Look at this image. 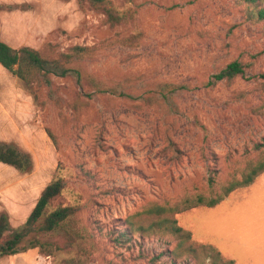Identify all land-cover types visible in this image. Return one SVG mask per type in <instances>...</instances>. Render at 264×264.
I'll return each mask as SVG.
<instances>
[{
	"label": "rangeland",
	"instance_id": "rangeland-1",
	"mask_svg": "<svg viewBox=\"0 0 264 264\" xmlns=\"http://www.w3.org/2000/svg\"><path fill=\"white\" fill-rule=\"evenodd\" d=\"M0 6L2 40L48 59L88 46L81 67L113 90L94 93L88 82L81 87L54 77L63 99L53 101L45 87L34 89L35 99L0 67V142L17 144L33 159L26 173L0 162V212L10 222L5 237L24 224L57 176L67 188L53 207L80 204L87 235L70 248L60 234H45L43 241L60 245L51 255L36 247L0 257V264H215L205 246L223 262L264 264V173L214 206L174 213L189 239L153 226L158 216L146 213L154 204L217 195L264 160V18L255 5L134 0L122 7L135 9V18L115 27L82 0H0ZM236 58L249 64L244 76L205 85ZM162 83L189 86L174 97V108L152 96ZM132 228L131 242L116 241Z\"/></svg>",
	"mask_w": 264,
	"mask_h": 264
},
{
	"label": "trees",
	"instance_id": "trees-1",
	"mask_svg": "<svg viewBox=\"0 0 264 264\" xmlns=\"http://www.w3.org/2000/svg\"><path fill=\"white\" fill-rule=\"evenodd\" d=\"M82 1H86L91 7L102 11L106 16V23L112 27L128 24L135 18V9L133 10L131 6L122 7L123 4L131 3L134 0ZM244 1L249 5H255L261 18H264V6L260 7L261 0ZM90 51V47L77 44L69 47L66 52H60L58 57L48 59L32 46L25 45L15 48L0 38V64L17 77L25 87L33 91L35 99H37V94L34 89L45 87L48 97L57 103L63 98L59 95L54 77H69L81 87H84L85 83L88 82L91 88L95 90L94 93L113 91L111 88H103L81 67V63L88 57ZM248 66V63L236 58L215 72L205 85L214 87L222 81L232 82L236 78L244 76ZM260 76L264 78V72ZM157 89L158 91L152 94L153 98L157 102L167 104L168 108H174V97L189 89V86L187 84L162 83ZM89 94L91 95V93ZM121 94L125 95L124 92H121ZM49 136L53 138L50 133ZM0 162L8 163V165L13 166L22 173L29 172L33 168L31 154L15 143L0 142ZM262 173H264V160L251 165L241 179L230 181L229 184L224 186L223 191L217 195L198 194L195 197H187L182 205L154 204L147 209L146 213L158 216V220L154 221L153 226L164 229L165 233L178 235L183 240L189 239L191 233L178 225L177 220L173 217L174 213L200 204L214 206L233 190L250 185ZM66 188L65 178L62 176L55 177L43 189L44 191H42L24 224L7 237H5V231L10 228L9 215L6 211L0 212V256L16 255L36 247H39L43 253L51 255L54 252L52 248L59 249L60 245L58 242L43 241L42 238L45 234H60L65 238L66 245H69L70 248L78 244L80 242H77L78 240L87 238L86 229L80 227L79 215L82 209L80 204L68 203L53 207L54 199L62 195ZM133 231H135L133 228L121 230V233L116 236V241L119 243L131 242ZM205 248L209 249L211 257L215 258V264L219 262L221 264H234L233 260L223 262L220 252L212 246H205ZM161 256L162 254H158L156 258H161ZM66 264H68V261ZM160 264L178 263L172 261Z\"/></svg>",
	"mask_w": 264,
	"mask_h": 264
},
{
	"label": "crops",
	"instance_id": "crops-1",
	"mask_svg": "<svg viewBox=\"0 0 264 264\" xmlns=\"http://www.w3.org/2000/svg\"><path fill=\"white\" fill-rule=\"evenodd\" d=\"M0 67L1 69H5L1 64H0ZM14 96L16 97V94H14ZM6 256H9V255H6ZM0 257H3V256H0Z\"/></svg>",
	"mask_w": 264,
	"mask_h": 264
}]
</instances>
